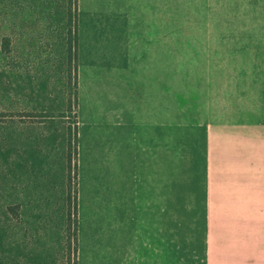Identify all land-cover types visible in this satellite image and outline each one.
<instances>
[{"label":"crops","instance_id":"obj_1","mask_svg":"<svg viewBox=\"0 0 264 264\" xmlns=\"http://www.w3.org/2000/svg\"><path fill=\"white\" fill-rule=\"evenodd\" d=\"M76 32L131 54L119 196L77 220L75 264H264V0H76ZM21 211L0 213V263L58 264Z\"/></svg>","mask_w":264,"mask_h":264},{"label":"rangeland","instance_id":"obj_2","mask_svg":"<svg viewBox=\"0 0 264 264\" xmlns=\"http://www.w3.org/2000/svg\"><path fill=\"white\" fill-rule=\"evenodd\" d=\"M67 0H0V213L16 219L36 209L64 240L58 264L68 261L66 49ZM77 54L76 226L112 199L118 167L113 130L119 89L128 101L129 46L75 43ZM122 80L124 86L119 85ZM115 108V109H114ZM105 183V184H104ZM21 204H29L22 206ZM3 211V212H1ZM77 230V229H76ZM80 231V229H78ZM61 249L63 251H61Z\"/></svg>","mask_w":264,"mask_h":264},{"label":"trees","instance_id":"obj_3","mask_svg":"<svg viewBox=\"0 0 264 264\" xmlns=\"http://www.w3.org/2000/svg\"><path fill=\"white\" fill-rule=\"evenodd\" d=\"M66 49H67V77H68V110L73 111V126L68 125L67 129V168H68V194L69 200V219L66 238L68 242V261L71 260L75 264L76 252V189L71 184L72 174L76 177V138H77V54L75 43L77 42L76 32V0H67V18H66ZM1 264V263H0ZM67 264H70L69 262Z\"/></svg>","mask_w":264,"mask_h":264}]
</instances>
